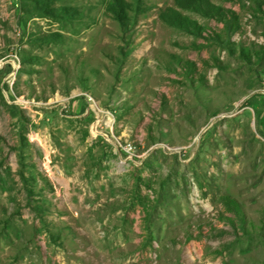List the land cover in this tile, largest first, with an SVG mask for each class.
Returning <instances> with one entry per match:
<instances>
[{"label":"rangeland","instance_id":"1","mask_svg":"<svg viewBox=\"0 0 264 264\" xmlns=\"http://www.w3.org/2000/svg\"><path fill=\"white\" fill-rule=\"evenodd\" d=\"M115 1L0 0V264H264V0Z\"/></svg>","mask_w":264,"mask_h":264},{"label":"trees","instance_id":"2","mask_svg":"<svg viewBox=\"0 0 264 264\" xmlns=\"http://www.w3.org/2000/svg\"><path fill=\"white\" fill-rule=\"evenodd\" d=\"M116 1L118 2V0H116ZM116 1H115V3H111V4L109 5V8H110L112 11H116L115 8H114V7H116ZM117 6H118V4H117ZM234 210H236V209H234Z\"/></svg>","mask_w":264,"mask_h":264},{"label":"built area","instance_id":"3","mask_svg":"<svg viewBox=\"0 0 264 264\" xmlns=\"http://www.w3.org/2000/svg\"><path fill=\"white\" fill-rule=\"evenodd\" d=\"M131 147L129 145H127V149H130Z\"/></svg>","mask_w":264,"mask_h":264}]
</instances>
